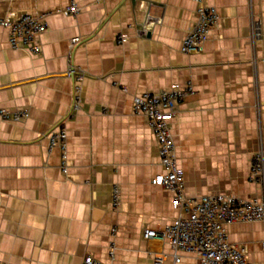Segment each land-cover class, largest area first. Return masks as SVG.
Here are the masks:
<instances>
[{
	"label": "crops",
	"instance_id": "1",
	"mask_svg": "<svg viewBox=\"0 0 264 264\" xmlns=\"http://www.w3.org/2000/svg\"><path fill=\"white\" fill-rule=\"evenodd\" d=\"M75 1L77 15L62 12L71 0H0V16L45 13L48 24L38 55L11 48L0 27V107L29 110L21 122L0 119V264H83L88 255L104 264H158L162 255V264H200L185 252L175 262L166 241L144 238L146 228L161 230L178 212L173 192L152 183L162 172L157 143L133 102L192 82L195 93L172 121L185 193L258 195L250 163L264 146V0H206L220 22L195 53L181 51L196 20L193 0ZM252 14L263 26L255 45ZM74 37L81 40L72 49ZM70 63L86 74L71 118ZM63 124L68 174L48 139ZM228 233L253 264H264L263 221L233 223Z\"/></svg>",
	"mask_w": 264,
	"mask_h": 264
},
{
	"label": "built area",
	"instance_id": "2",
	"mask_svg": "<svg viewBox=\"0 0 264 264\" xmlns=\"http://www.w3.org/2000/svg\"><path fill=\"white\" fill-rule=\"evenodd\" d=\"M102 2L103 0H96ZM196 4V20L183 38V53L202 52L209 39L212 28L219 25L220 15L217 9L206 0H193ZM81 7L75 0L62 10L66 15H77ZM45 13H29L9 10L0 16V27L8 31V42L11 48H24L33 55L42 51L40 38L47 30ZM263 36L262 21L251 15V41L253 45ZM125 36L119 35L118 42H124ZM80 37L70 40L73 49L80 42ZM72 53V52H71ZM70 53V55H71ZM66 75L73 79L72 108L70 118L81 109L83 102V82L85 72L70 63ZM123 90L126 91L125 88ZM195 88L192 82L184 86H173L157 92H146L135 96L133 111L145 117L156 143L162 172L153 179L154 185L162 186L173 192V208L178 215L161 230L146 228L143 232L146 239L166 241L173 251L175 262H180L179 252L197 257L200 264H253L249 259L248 248L244 244L230 241L228 226L236 222H264V146L255 153L250 163V179L260 185V193L252 198H241L232 194L217 193L202 197H190L185 193L184 170L178 164L176 145L172 133V121L177 106L187 96L193 95ZM29 117L26 108L11 110L0 107V119L21 122ZM49 148L58 147L61 153V169L69 172L68 129L62 125L48 134ZM121 202V188L114 184L112 205L117 208ZM115 231V230H113ZM264 251V241H263ZM111 259L115 256V246L109 250ZM165 256L156 258L158 264L164 262ZM83 264H104L92 255L84 258Z\"/></svg>",
	"mask_w": 264,
	"mask_h": 264
}]
</instances>
